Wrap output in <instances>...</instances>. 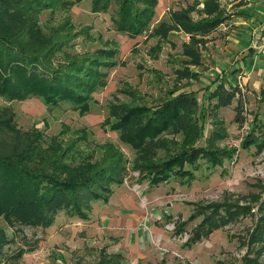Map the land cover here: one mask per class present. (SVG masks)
I'll use <instances>...</instances> for the list:
<instances>
[{"label":"trees","instance_id":"obj_1","mask_svg":"<svg viewBox=\"0 0 264 264\" xmlns=\"http://www.w3.org/2000/svg\"><path fill=\"white\" fill-rule=\"evenodd\" d=\"M81 1L0 0V98L9 102L34 96L49 109L67 104L80 114L90 111L94 93L106 85L107 70L120 62L112 44L68 51L87 30L77 28L66 14L59 20L55 16ZM90 4L92 12L110 13L111 26L118 33L162 40L173 33L186 35L188 41L182 43L181 51L183 67L174 69L178 81L195 76L196 71L190 68L201 65V51L210 35L230 19L218 0H194L168 8L156 23L158 0H90ZM44 13L47 16L41 20ZM122 90L130 96L129 101L114 94L106 105L104 125L134 151L130 160L107 143L94 162L73 161L68 154L74 150L75 139L57 136L47 144L41 131L21 130L13 109L0 105V219L6 225L46 228L59 212L88 219L92 204L108 200L113 186L123 182L128 164L151 187L171 179L190 183L202 159L207 169L223 166L224 159H230V150L216 144L228 135L222 121L214 120L210 135H203L201 115L205 109L199 107L194 92L171 90L154 106L138 102L137 93ZM206 91L204 108L229 107L235 101L234 120L244 122L245 93L240 92L238 83L226 87L216 81ZM257 96L258 108L241 147L248 150L254 146L260 152L264 150V76ZM240 206L225 202L194 205L186 221L174 223V231L184 232L187 222L201 215L185 242L189 246L240 216L246 207ZM261 210L249 241H264V199ZM118 260L117 255L110 260L102 253L93 264H117Z\"/></svg>","mask_w":264,"mask_h":264},{"label":"rangeland","instance_id":"obj_2","mask_svg":"<svg viewBox=\"0 0 264 264\" xmlns=\"http://www.w3.org/2000/svg\"><path fill=\"white\" fill-rule=\"evenodd\" d=\"M193 1L158 0L156 9L159 14L168 8H177ZM219 2L227 12L234 8L228 6V0ZM65 14L77 28L87 30L88 35L84 33L78 36L73 41V48L68 51L82 52L112 44L117 48L116 58L120 63L107 70L106 85L94 93L90 111L84 114L71 110L67 104L49 109L40 98L34 96L9 102L0 98V105H9L13 109L17 127L23 131H41L47 144L52 137L57 136L75 139L74 150L68 154L73 161L90 159L94 162L101 157L107 143L115 145L130 160L134 151L119 141L117 132L104 125L108 114L106 105L113 99V95L128 102L130 96L122 92V89H129L131 93H137L138 102L155 106L171 90H175V93L192 91L199 99V107L205 109L201 115V120L205 123L203 135L205 138L210 135L216 126L214 120L222 121L228 135L216 144L229 149L232 155L230 159H224L223 166L210 169L206 168L205 159L200 160V168L195 170L196 177L190 183L184 184L171 179L149 188L145 187L148 181L141 180L139 171L131 169L128 164L123 182L113 186V189L118 186L122 188L113 197L110 194L109 202L99 200L96 201L98 206L96 204L93 207L94 202L88 219L67 217L59 212L54 223L46 228L8 226L0 219V264H93L102 253L110 260L117 255V264H158L162 260L165 264H264V241H249L257 218L262 214L264 150L256 151L254 146L248 150L241 147L242 139L251 127L253 112L258 108L257 92L251 86L240 85V92L245 93V120L242 124L234 120L235 101L229 107L213 108L208 104L209 107L204 108L207 101L202 98L206 94V88L213 86L217 80V73L211 74L214 66L222 72L224 70L220 64L223 61L220 56L226 52L224 46L228 42V32L224 26L231 23L230 20L225 21L210 35L201 51V65L190 68L196 71L195 76L178 81L174 69L183 67L181 51L182 43L188 41L186 35L173 33L162 40L157 37L148 38L146 34L131 37L118 33L111 26L110 13L92 12L90 0H82L64 13L57 12L55 17L59 20ZM46 16L47 13L42 14L41 20ZM223 84L227 87L229 83ZM203 140L205 139H201ZM88 155L90 157H86ZM136 183L140 184V190L133 188ZM119 193L127 196L136 193L137 196L133 197H138V205L145 215H151L157 209H165L169 203L170 219L159 220V225L164 230L163 237L151 235L150 242L133 250L123 244V235L118 227L106 230V226L101 224L106 220L104 217L109 213V218L117 220L118 213L123 212L116 208ZM215 202L246 207L240 216L224 227L186 245L191 228L199 223L202 216L188 221L182 233H175L174 223L177 220L186 221L193 213L194 205ZM151 217L150 222L153 220V216ZM143 225V230L146 231L149 225Z\"/></svg>","mask_w":264,"mask_h":264},{"label":"crops","instance_id":"obj_3","mask_svg":"<svg viewBox=\"0 0 264 264\" xmlns=\"http://www.w3.org/2000/svg\"><path fill=\"white\" fill-rule=\"evenodd\" d=\"M228 1V6H234V8L228 10L229 13L226 11L230 14L231 23L224 26L228 32L226 38L228 42L224 46L226 52L220 56L223 60L220 61V64L224 70L222 69V72L214 66V71L211 74L217 73V82H228V85L236 82L239 85L251 86L254 91L258 92L262 84V76H264V0ZM165 12L166 10H163L158 14L156 9L153 23L159 21ZM145 187L149 188L150 186L146 184ZM120 188L122 187H114L110 197L117 194ZM134 195L127 196L119 193L116 208L123 212L118 213V215L116 212L117 220L113 217L109 218L108 213V216L104 217L106 220L101 222L102 226H106V230H110L113 226L118 227L119 232L123 235V244L133 250L143 246L145 242H150L151 235L163 237L164 230L159 225L160 221L162 218L166 219L167 216L170 219L168 203L165 209H157V212L150 215V217L153 216L152 222H150V217L148 221H145L148 214L145 215V212L142 211L138 205V197H133ZM96 204L98 206L96 202L93 207ZM146 223L149 226L145 231L143 224ZM158 264H165V262L162 260Z\"/></svg>","mask_w":264,"mask_h":264},{"label":"built area","instance_id":"obj_4","mask_svg":"<svg viewBox=\"0 0 264 264\" xmlns=\"http://www.w3.org/2000/svg\"><path fill=\"white\" fill-rule=\"evenodd\" d=\"M133 188L134 189H137V190H140V185H138L137 183L135 185H133ZM149 217L150 215H148L146 218H145V221H148L149 220Z\"/></svg>","mask_w":264,"mask_h":264}]
</instances>
